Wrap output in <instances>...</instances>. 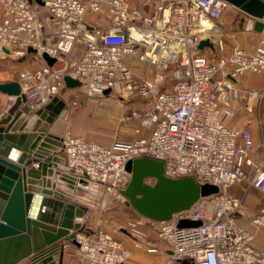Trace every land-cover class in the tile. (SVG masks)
Segmentation results:
<instances>
[{
  "label": "built area",
  "instance_id": "obj_1",
  "mask_svg": "<svg viewBox=\"0 0 264 264\" xmlns=\"http://www.w3.org/2000/svg\"><path fill=\"white\" fill-rule=\"evenodd\" d=\"M0 0V58L24 57L29 48L64 63L53 68L23 69L17 79L32 109L44 106L66 89L63 76L79 79L92 95L105 90L151 98L143 112L131 111L126 120L139 119L137 136L120 147L106 146L66 132L63 147L73 175L117 191L128 182L129 159L147 155L163 160L169 177L193 176L219 187L200 196L169 221L152 222L156 236L167 246L165 264L191 260L193 264H264V253L252 244L253 231L241 226L236 212L243 196L228 191L245 183L264 194V154L253 162L251 117L230 122L244 110L257 111L264 86L242 89L233 80L244 72L264 73V35L251 50L218 38L216 58L199 53L198 43L209 38L216 20L231 5L226 0ZM39 10L46 22H38ZM104 13L106 22L96 25ZM204 22L211 24L210 28ZM82 54L70 69L67 57L77 46ZM156 66L150 76L135 72L127 60ZM15 95H8L12 104ZM257 119L264 130L260 116ZM141 128L148 130L140 134ZM251 166L246 170L245 166ZM87 210L74 220L77 258L74 264H126L130 255L123 242L101 227L88 225ZM181 220L199 221L179 226ZM252 230L264 228V206L250 219ZM125 230L135 247L154 249L142 221L130 219Z\"/></svg>",
  "mask_w": 264,
  "mask_h": 264
},
{
  "label": "water",
  "instance_id": "obj_2",
  "mask_svg": "<svg viewBox=\"0 0 264 264\" xmlns=\"http://www.w3.org/2000/svg\"><path fill=\"white\" fill-rule=\"evenodd\" d=\"M226 1L242 13L239 28L245 22L246 28L264 33V0ZM205 45L213 46V42L202 38L198 47ZM28 52L36 50L29 48ZM41 56L53 68L64 66L46 52ZM63 80L68 88L81 85L79 79L68 74ZM0 91L16 96L0 113V264H17L25 258L32 264H54L55 255L61 264L63 241L76 244V232L81 227L74 217L88 210L72 198L73 189H79L86 180L77 178L71 168L61 164L64 151L59 147L65 132L66 103L53 96L44 106L32 109L17 80L1 82ZM125 168L130 177L118 189L122 202L152 222L169 221L200 196L219 190L216 184L201 183L190 175L166 176L163 160L147 155L129 159ZM148 178L154 181L149 183ZM198 223L181 220L178 225Z\"/></svg>",
  "mask_w": 264,
  "mask_h": 264
},
{
  "label": "crops",
  "instance_id": "obj_3",
  "mask_svg": "<svg viewBox=\"0 0 264 264\" xmlns=\"http://www.w3.org/2000/svg\"><path fill=\"white\" fill-rule=\"evenodd\" d=\"M242 15L241 11L237 8L230 6L225 9L218 20H216V29L213 30L210 40L213 42V46L205 45L199 48V53L209 57L216 58L217 55L222 53L216 46V41L218 38L224 40L226 44L225 52L229 50V45L231 43L237 44L239 47L245 50H251L259 40L263 37L264 33L255 32L250 28L245 27V22L242 28L238 27V20ZM105 14L101 13L99 20L94 21L96 25L104 24L106 22L104 18ZM76 48V47H75ZM74 48V49H75ZM74 49L71 53H73ZM67 58V67L72 68L79 60L82 50L79 56L71 55ZM1 61L12 62L13 65L9 67V74L11 72L19 73L21 69L25 66H32L31 69L40 68L45 64L42 57L38 56L35 52H28L24 57L17 58L13 54L9 53L5 57L1 58ZM127 63L131 68L140 75L150 76L156 66L151 65L145 61H137L135 59L127 60ZM17 80L15 77H8L7 79H2L1 82ZM233 82L236 86L242 89H258L264 86V73H254V72H244L243 74L236 77ZM77 87H72L66 89L71 91ZM98 99L87 104L90 107H95V105L104 106L107 109L102 110V115L99 117H85V112L80 110L75 116L70 118V124L73 125L74 121L78 119H83L86 123L85 128L77 127L73 130L74 134L85 137L86 139L94 140L106 146L120 147L134 137L137 136L135 132V127L139 126V119L132 118L130 120L125 119L124 113H129L133 111L143 112L151 105V98L144 96H137L124 92L120 95H116L112 92L103 93L102 95H97ZM10 104L8 103V95L0 91V113L4 112ZM257 114L260 116L262 123L264 125V101L260 103L257 111L250 113L241 110V113L237 116L235 120L230 123L233 125L243 124V115L250 116V132L253 139V150L251 152V159L256 162L261 155L264 154V130L261 129L259 121L257 119ZM24 116H27L23 114ZM71 115V114H70ZM69 120V118H68ZM66 120V121H68ZM35 122L34 120L32 123ZM41 123L43 121H40ZM31 123V124H32ZM31 126V125H30ZM69 130V129H68ZM73 133V132H72ZM148 130L141 128L140 134H147ZM62 158V166L65 168V155ZM251 166H245L246 170H250ZM65 170V169H64ZM65 188V184L60 185ZM245 183H234L229 188L228 191L237 196H243V202L241 207L236 212L237 222L253 231L254 236L252 239L253 246L260 252L264 253V228L254 231L250 225V219L255 214V212L264 206V194H262L258 189L250 186L245 191ZM78 189L72 191V198L77 199V203L88 207L91 214L88 225L91 228L101 227L109 231L117 239L121 240L123 244L129 249L130 255L126 261V264H165L167 254L169 249L167 246L156 236L154 228L149 224L146 218L139 216L138 219L143 222L149 231L148 241L150 247L154 249L139 248L135 247L131 236L125 230V225L129 218V213L122 209L118 210H97L90 205L88 201L83 200L84 197L79 198ZM77 196V197H75ZM115 224H118L116 227ZM77 245L69 241H63V256L61 264H74L77 258ZM58 256L53 257L54 264H58ZM17 264H32L28 258L21 260ZM174 264H193L191 260L185 259Z\"/></svg>",
  "mask_w": 264,
  "mask_h": 264
},
{
  "label": "rangeland",
  "instance_id": "obj_4",
  "mask_svg": "<svg viewBox=\"0 0 264 264\" xmlns=\"http://www.w3.org/2000/svg\"><path fill=\"white\" fill-rule=\"evenodd\" d=\"M38 22L40 23H45L46 22V14L45 11L43 10H39L38 13ZM82 50V46L77 45L76 48L74 49L73 53H71V55H77L79 56ZM70 56V54H69ZM68 56V57H69ZM67 57V58H68ZM2 59L0 58V81L2 79H7L8 77H15L16 79L19 78V73H14L11 72L9 74L8 69L10 66L13 65L12 62H8V61H1ZM32 66H25L23 69H31ZM21 69V70H23ZM68 69H70V67H68ZM59 98H62L65 103H66V109H65V115L63 117V121H64V134H61L60 138H61V148L60 150L64 151V147H63V138L66 132H69L71 134H74L75 131L73 130L74 128L77 127H82L85 128L86 123L84 121H82L81 119H78L76 121H74L73 125L70 124V118L75 116L80 110L85 112V117H99L102 115V110L107 109L104 106H97L95 105V107H90L87 104H91L90 102H92L95 99H98V97H96L95 95H92L90 93H88L86 91V89L84 87H82L81 85L75 89H72L71 91L63 88L60 92V95L58 96ZM129 111L127 113H124L123 115L128 114ZM71 114V115H70ZM71 116V117H70ZM77 116V115H76ZM69 118V120H68ZM68 120V121H66ZM69 129V130H68ZM73 132V133H72ZM77 135V134H74ZM80 136V135H77ZM83 137V136H81ZM84 139H86L85 137H83ZM87 140H91V139H87ZM65 155V152H64ZM65 166L69 167L67 164V159L65 156ZM147 182L152 183L154 181L153 178H148L146 179ZM78 189V188H77ZM73 190H76V188H74ZM78 194H79V198L80 197H84L83 200L88 201L90 205H93V208L97 209V210H126L129 213V219H133V218H138L140 215H138L136 213V211L131 208L129 205H125L122 202V197L119 194V192L117 191H108L106 190L103 186H101L100 184H97L95 182H91V181H85L84 183L80 184V188L78 189ZM77 197V196H75ZM118 224H115L114 226L116 227Z\"/></svg>",
  "mask_w": 264,
  "mask_h": 264
},
{
  "label": "bare ground",
  "instance_id": "obj_5",
  "mask_svg": "<svg viewBox=\"0 0 264 264\" xmlns=\"http://www.w3.org/2000/svg\"><path fill=\"white\" fill-rule=\"evenodd\" d=\"M204 26H206V27H209V28H210L211 24H210L209 22H204Z\"/></svg>",
  "mask_w": 264,
  "mask_h": 264
}]
</instances>
